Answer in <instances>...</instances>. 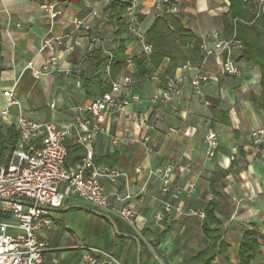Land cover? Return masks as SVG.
<instances>
[{
  "label": "crops",
  "instance_id": "crops-1",
  "mask_svg": "<svg viewBox=\"0 0 264 264\" xmlns=\"http://www.w3.org/2000/svg\"><path fill=\"white\" fill-rule=\"evenodd\" d=\"M45 1L0 0V110L7 100L3 91L13 88L25 115L58 125L70 121L77 116L72 106L99 96L85 92V80L96 63L92 54L100 53L97 74L102 84L108 83L107 58L120 39H124L127 62L114 80L122 82L124 76H130L133 82L123 85L120 94H137L140 102L120 114L101 115L98 120L107 132L98 135L94 143L96 165L125 172L114 181L99 177L98 182L114 207L128 204L134 209L133 224L109 215L117 233L106 216L87 210L88 206L75 196L67 197L63 208L49 209L50 225L37 232L46 246L44 263L77 264L82 247L88 246L112 254L122 264H198L195 256L208 244L202 219L164 211L163 201L170 196L161 193L157 177H147V169L171 163L175 188L189 182L195 186L189 194L179 196L178 202L185 208L204 209L213 196L211 176L216 171L227 172L219 181L221 199L215 211L221 220L224 247L209 264H239L238 249L245 230H253L258 242L249 264H264V141L253 144L249 138L251 130L264 128V110L259 106L261 73L242 55L240 42L225 27L229 1L179 0V12L173 14L156 12L152 0H141L135 15L129 16L126 11L120 22L126 26L137 23L146 31L157 14H173L206 48H211V34L217 32L219 40L230 42L232 61L240 69L238 75L223 72L222 57L206 55L201 45L203 60L199 65L185 64L167 73L168 60L164 59L151 73L143 74L148 61L135 63L142 54L141 47L127 32L117 35L118 20L109 16L113 1L129 0H66L60 4L63 14L54 20L40 7ZM248 1L254 11L264 3ZM75 17H85L89 28H76L72 21ZM259 34L264 40V34ZM46 35L62 36L74 47L68 54L57 47L56 63L49 66L46 75L36 78L25 65L31 62L35 68L42 67L50 53L41 48ZM195 68L210 77L201 95L195 93L189 80ZM170 76L180 79L179 93L168 102L154 100ZM17 112L16 106L10 107L0 124V148L7 129L12 126L16 130ZM209 128L218 134V145L216 154L207 159L204 135ZM68 142L78 146L72 139L66 145ZM12 151L5 149L2 158L10 160ZM82 156L81 148L78 162L67 167L80 164ZM126 194L129 197L124 200L117 199ZM158 213L160 218L156 217ZM0 220L15 221L1 212ZM124 234L136 236L139 246Z\"/></svg>",
  "mask_w": 264,
  "mask_h": 264
},
{
  "label": "built area",
  "instance_id": "built-area-1",
  "mask_svg": "<svg viewBox=\"0 0 264 264\" xmlns=\"http://www.w3.org/2000/svg\"><path fill=\"white\" fill-rule=\"evenodd\" d=\"M66 0H46L40 7L49 15L51 20L63 14L60 6ZM141 0H129L127 14L135 15ZM179 0H152V7L156 12H179ZM264 9V3H260ZM96 14V11H92ZM76 28H89L85 17L72 19ZM127 33L132 42L141 47V52L148 55L151 45L145 39V31L137 23H129ZM212 46L201 47L206 55L221 58L222 71L232 75L240 74V69L233 63L230 55V42L218 39V33L211 34ZM57 47L63 53L72 51L74 44L65 43L62 36L46 35L42 38L41 48L49 51L41 68H35L27 62L25 68L30 69L34 77L46 75L48 68L54 65L57 57L54 54ZM109 55L106 71L109 76ZM209 75L193 69L190 75V84L195 93L202 94L203 87L209 81ZM130 76H124L122 82L110 81V88L101 95L92 98L86 104L72 106L77 116L63 125H58L51 120L37 121L25 115L20 110V103L14 95L13 88L3 91L6 103L0 110V124L9 114L10 107L16 106L18 112L14 121L17 131V141L8 163L0 165V212L8 214L15 221L0 220V264H46L43 261V251L46 246L38 238L37 232L51 223L50 208H63L64 199L75 196L84 205L97 209L106 215H113L117 219L133 224L135 219L134 209L124 204L114 207L109 195L98 182L99 177H106L114 181L125 172L109 165H96L94 162V143L98 135L107 132L105 125L98 118L101 115H116L134 103L140 102L137 94L122 96L121 87L132 83ZM180 79L170 76L166 79L165 86L153 98L162 102L170 101L179 93ZM253 144L264 141V128L249 132ZM72 139L83 149L81 163L75 167H67L65 158L68 155L66 141ZM218 134L209 128L204 135L205 156L207 159L216 154ZM139 170V168H136ZM173 164L167 163L147 169V177H157L160 181V190L163 195H169L172 200H164L162 209L168 214L179 216L204 217V209L184 207L178 200L181 193L189 194L194 190L192 182L175 188L171 175ZM129 197L117 196L118 200ZM161 217V213L156 215ZM83 252L77 264H122L115 256L98 248L83 246Z\"/></svg>",
  "mask_w": 264,
  "mask_h": 264
},
{
  "label": "trees",
  "instance_id": "trees-1",
  "mask_svg": "<svg viewBox=\"0 0 264 264\" xmlns=\"http://www.w3.org/2000/svg\"><path fill=\"white\" fill-rule=\"evenodd\" d=\"M229 13L225 17V27L229 33H233L234 39L238 40L242 47V55L251 60L259 67L260 77V102L259 106L264 110V40L260 38L259 31L264 34V9L262 6L258 10H253L251 2L248 0H228ZM129 3L113 1L110 7V18H117V35L127 32L128 25L120 22L122 15L127 11ZM257 13V14H256ZM254 18L255 21L252 19ZM258 27V28H257ZM259 30V31H258ZM145 39L151 45V52L146 55L142 53L135 63L141 64L147 60L149 66L142 72L151 73L164 59L168 60L165 72H170L178 66L185 64L199 65L203 60L201 51V39L192 31L186 29L173 14H157L145 31ZM1 41V39H0ZM92 57L96 59L95 66L85 80V92L88 95H101L110 88V81L114 80L118 74L126 67L127 54L124 49V39L118 41L116 49L111 53L109 62L108 83L102 84L97 74L102 61L99 52H94ZM1 59V44H0ZM108 60V58H107ZM1 70V67H0ZM17 141V132L10 126L2 141L0 148V162L7 163L9 158H2L5 149L11 152ZM68 155L65 158V165L69 166L78 162L80 147L67 143ZM227 174L220 170L213 173L209 181L212 198L204 207V217L202 218V231L205 234L208 244L200 251L194 261L198 264H209L211 260L221 252L224 244L222 242L221 220L215 215V211L220 205L221 192L219 181ZM258 248L255 233L252 230H245L238 249L239 264H249Z\"/></svg>",
  "mask_w": 264,
  "mask_h": 264
},
{
  "label": "water",
  "instance_id": "water-1",
  "mask_svg": "<svg viewBox=\"0 0 264 264\" xmlns=\"http://www.w3.org/2000/svg\"><path fill=\"white\" fill-rule=\"evenodd\" d=\"M1 199H4V198L0 197V200H1ZM87 210H89V211H91V212H94V213H98V214H101V215L106 216V217L111 221V223H112L114 229H115L116 232H117V226H116V223H115V221H114L109 215L102 214L99 210L94 209V208H91V207H88ZM117 233H118V232H117ZM123 236H129V237L133 238V239L136 241V243L138 244V246H139V240H138V238H137L136 236H134V235H127V234H124Z\"/></svg>",
  "mask_w": 264,
  "mask_h": 264
}]
</instances>
